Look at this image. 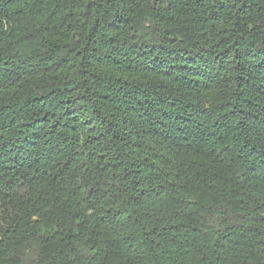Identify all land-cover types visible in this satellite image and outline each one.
I'll return each instance as SVG.
<instances>
[{
  "label": "trees",
  "instance_id": "trees-1",
  "mask_svg": "<svg viewBox=\"0 0 264 264\" xmlns=\"http://www.w3.org/2000/svg\"><path fill=\"white\" fill-rule=\"evenodd\" d=\"M0 264H264V0H0Z\"/></svg>",
  "mask_w": 264,
  "mask_h": 264
}]
</instances>
